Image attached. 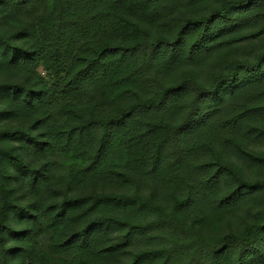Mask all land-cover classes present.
<instances>
[{"label":"trees","instance_id":"trees-1","mask_svg":"<svg viewBox=\"0 0 264 264\" xmlns=\"http://www.w3.org/2000/svg\"><path fill=\"white\" fill-rule=\"evenodd\" d=\"M0 264H264V0H0Z\"/></svg>","mask_w":264,"mask_h":264}]
</instances>
